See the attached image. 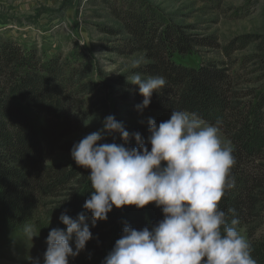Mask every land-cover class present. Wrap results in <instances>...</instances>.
<instances>
[{"label": "trees", "instance_id": "16d2710c", "mask_svg": "<svg viewBox=\"0 0 264 264\" xmlns=\"http://www.w3.org/2000/svg\"><path fill=\"white\" fill-rule=\"evenodd\" d=\"M113 10L124 23L114 32L131 36L126 51L145 55L146 63L137 68L142 77L160 75L167 80L143 111L171 114L172 110H187L213 124L222 121L221 132L235 157V187L220 208L229 222L233 215L228 210L235 209L239 231L244 230L253 244L264 222V90L239 91L237 73L224 60H204L197 67L175 60L176 54L185 57L197 47L212 46V38L201 39L179 27L163 25L134 3ZM246 43V37L234 39L224 48L226 56ZM82 72L58 58L47 60L38 50H27L15 41H0V247L19 250L25 227L43 216L47 223L37 226L44 234L53 228L66 231L59 220L61 213L73 219L84 213L93 234L84 251L89 254L87 264H102L124 227L151 229L163 219L162 210L154 204L144 209L131 206L114 208L107 221L92 227L91 214L83 207L92 191L87 177L90 170L76 164H47L56 151L71 153L79 142L68 139L85 118L76 100L81 90L85 92ZM128 87L132 95L122 96L133 97L141 105L144 97L138 86ZM137 132L147 141L148 128L134 127L130 134ZM127 146L137 147L135 139ZM254 244L252 254L258 264H264V244Z\"/></svg>", "mask_w": 264, "mask_h": 264}, {"label": "clouds", "instance_id": "9594fccd", "mask_svg": "<svg viewBox=\"0 0 264 264\" xmlns=\"http://www.w3.org/2000/svg\"><path fill=\"white\" fill-rule=\"evenodd\" d=\"M127 82L138 86L144 97L137 106L141 112L149 107L153 93L167 84L164 76L143 78L140 73L127 77ZM221 123L207 122L196 112L172 110L159 125L148 118L145 141L108 115L101 130L73 145L72 160L90 170L92 191L83 207L91 214L92 227L107 221L114 208L154 204L163 212V219L151 229L124 227L102 264H258L252 244L238 229L235 209L228 210L233 215L229 222L220 208L235 187V157L222 139ZM115 135L123 143L102 142ZM132 138L137 147L127 146ZM59 220L66 231H49L42 264H70L93 239L84 213L73 219L64 212ZM24 231L28 239L34 238L31 226ZM33 264L41 260L36 258Z\"/></svg>", "mask_w": 264, "mask_h": 264}, {"label": "rangeland", "instance_id": "374dc122", "mask_svg": "<svg viewBox=\"0 0 264 264\" xmlns=\"http://www.w3.org/2000/svg\"><path fill=\"white\" fill-rule=\"evenodd\" d=\"M129 3L155 15L163 25L179 27L190 36L213 39L212 46L197 47L189 56L176 54L177 62L197 67L204 60H224L237 73L239 91L264 90V0H0L1 40L15 41L27 50H38L47 60L58 58L65 66L84 70L81 83L85 92L81 90L76 100L85 118L68 140L80 141L101 130L108 115H114L129 133L134 127L148 128L150 117L157 125L170 118L171 114L141 112L133 97L122 96L132 95L127 77L139 73L137 68L146 63L144 54L126 51L131 36L114 32L124 23L113 7L126 8ZM239 37L247 38L246 46L227 57L224 48ZM102 142L123 143L119 135L106 136ZM47 164L75 162L71 153L58 150ZM37 223L46 224V217L31 225L33 239L24 232L19 250L0 247V264H33L36 258L42 264L49 233L39 232ZM240 232L247 239L245 231ZM258 241L264 244V222L254 239ZM88 259L89 254L81 252L70 259V264H87Z\"/></svg>", "mask_w": 264, "mask_h": 264}]
</instances>
